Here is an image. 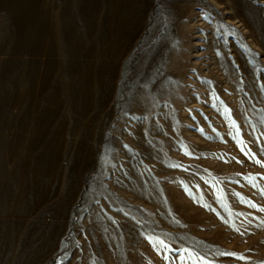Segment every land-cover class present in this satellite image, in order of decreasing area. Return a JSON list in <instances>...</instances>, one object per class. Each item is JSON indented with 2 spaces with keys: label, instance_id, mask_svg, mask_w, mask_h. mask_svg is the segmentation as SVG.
<instances>
[{
  "label": "rangeland",
  "instance_id": "374dc122",
  "mask_svg": "<svg viewBox=\"0 0 264 264\" xmlns=\"http://www.w3.org/2000/svg\"><path fill=\"white\" fill-rule=\"evenodd\" d=\"M261 149L264 0H0V264H264Z\"/></svg>",
  "mask_w": 264,
  "mask_h": 264
},
{
  "label": "snow or ice",
  "instance_id": "6c2138e0",
  "mask_svg": "<svg viewBox=\"0 0 264 264\" xmlns=\"http://www.w3.org/2000/svg\"><path fill=\"white\" fill-rule=\"evenodd\" d=\"M261 153L264 154V149H261ZM249 154V153H246V155ZM251 158L253 159V161L257 164H260L261 167H264V162H261L260 160H257L255 158L254 155L251 156ZM261 195H264V192H261ZM251 207L253 208H256L257 206L255 204H251L250 205ZM258 211L260 212H264V208H258L257 209ZM261 226L264 227V222L261 223ZM157 243H159V245L163 248H167V245L164 244V242L161 240V241H157ZM221 255H234V254H231V253H221ZM240 259H243V257H239ZM181 259H183V257H181Z\"/></svg>",
  "mask_w": 264,
  "mask_h": 264
}]
</instances>
